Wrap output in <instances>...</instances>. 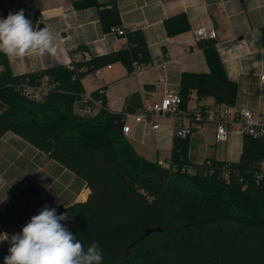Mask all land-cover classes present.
<instances>
[{
    "label": "trees",
    "instance_id": "1",
    "mask_svg": "<svg viewBox=\"0 0 264 264\" xmlns=\"http://www.w3.org/2000/svg\"><path fill=\"white\" fill-rule=\"evenodd\" d=\"M78 0L76 6L96 4ZM103 20L106 30L120 26L115 0H109ZM32 20V19H31ZM121 50L73 60V68L57 66L12 75L8 57L0 54V137L6 131L33 144L86 181L87 200L61 207L62 221L85 247L97 242L103 264H264V179L253 171L264 160V139L244 136L243 152L235 162L246 184L226 183L216 174H187L139 154L122 130L126 115L136 111L132 94L121 112L104 107L95 115L74 112L83 93L82 78L94 67L122 61L129 72L153 62L141 29H127ZM264 43V27H263ZM208 73L186 72L178 89L185 110L192 90L198 99L233 106L237 83L228 78L214 38H202ZM49 76L57 82L41 100L25 97L17 84ZM142 106V104L140 105ZM139 106V107H140ZM189 137L175 135L170 156L178 165L195 163L189 156ZM211 159L214 163L225 161ZM21 231H19L20 233ZM7 252L0 250V264Z\"/></svg>",
    "mask_w": 264,
    "mask_h": 264
},
{
    "label": "crops",
    "instance_id": "2",
    "mask_svg": "<svg viewBox=\"0 0 264 264\" xmlns=\"http://www.w3.org/2000/svg\"><path fill=\"white\" fill-rule=\"evenodd\" d=\"M76 1L0 0V18L23 9L35 27L43 23L59 37L55 54L8 58L12 75L69 67L75 59L105 56L125 47V36L104 28L107 20L103 15L111 9L109 0H96V4L81 8ZM115 4L120 26L142 30L153 62L129 72L122 61H111L101 66L100 74H84L83 91L104 95L113 112H121L134 93L139 95L131 103L136 110L141 104L160 100L166 87L180 88L184 73L209 72L204 49L195 36V30L204 27L216 31V48L227 76L237 83L233 106L249 108L264 121V0H115ZM145 85H152V89H145ZM83 105L81 98L76 100L74 112L81 114ZM217 117L213 98L198 99L194 89L187 108L177 116L163 117L157 131L128 117L131 128L126 136L147 159H165L172 155L175 126L182 122L194 130L189 137L193 162L210 157L237 162L244 137L230 135L227 141H218ZM90 193L86 181L13 131L0 137V234L10 237L18 233L45 205L58 212L61 207L87 200ZM5 243L0 242V250Z\"/></svg>",
    "mask_w": 264,
    "mask_h": 264
},
{
    "label": "clouds",
    "instance_id": "3",
    "mask_svg": "<svg viewBox=\"0 0 264 264\" xmlns=\"http://www.w3.org/2000/svg\"><path fill=\"white\" fill-rule=\"evenodd\" d=\"M59 37L48 27H35L24 10L9 12L0 18V54L10 60L40 58L55 54ZM68 212L57 214L47 205L31 217L18 234H0V242L9 241L4 264H103V252L97 242L85 247L62 221Z\"/></svg>",
    "mask_w": 264,
    "mask_h": 264
},
{
    "label": "built area",
    "instance_id": "4",
    "mask_svg": "<svg viewBox=\"0 0 264 264\" xmlns=\"http://www.w3.org/2000/svg\"><path fill=\"white\" fill-rule=\"evenodd\" d=\"M126 27L118 26L113 27L112 31H116L119 35H125L127 32ZM129 29H136L131 27ZM195 36L198 40L202 38H216L217 33L215 30L206 31L204 27L195 30ZM86 59V58H85ZM89 59V58H88ZM109 67L111 65H108ZM135 70L140 68L137 61L133 62ZM73 68V64L69 66ZM96 74H100L101 67H94L92 70ZM264 82V75L261 76ZM57 82L51 81L49 76H43L37 82L29 80L17 84V88L21 93L34 100H41L51 90L56 89ZM81 99L84 105L81 107V114L95 115L102 107L104 102L102 96H96L92 92L83 91ZM182 97L177 89L166 87L160 100L151 104H143L134 113L127 114L122 130L125 135L130 131L127 118L133 117L137 122H145L152 131H157L160 128V120L168 115L177 116L181 113ZM218 117L216 119V139L218 141H227L230 135H237L244 137L251 135L254 138L264 139V121L260 114L250 110L249 108H236L225 103L217 106ZM175 135L181 138H187L194 135V130L190 125H185L182 122L176 124ZM225 161L222 164L214 163L211 159H205L200 163L182 164L178 165L173 163L170 157L159 159L158 163L161 165H170L174 171H182L187 174H196L203 170L205 174H216L218 178L226 183H231L233 180H238L240 183L246 184L245 178L242 175V170L237 167L232 160H219ZM253 179L259 183L264 179V160L260 162L258 167L253 171ZM19 233V232H18ZM15 233V234H18ZM11 237V236H10ZM9 237V238H10ZM10 242L6 241L2 250L8 253Z\"/></svg>",
    "mask_w": 264,
    "mask_h": 264
},
{
    "label": "water",
    "instance_id": "5",
    "mask_svg": "<svg viewBox=\"0 0 264 264\" xmlns=\"http://www.w3.org/2000/svg\"><path fill=\"white\" fill-rule=\"evenodd\" d=\"M34 20H35V21H38L39 18H38L37 16H35V17H34ZM43 26L46 27V25L43 24V23H40V24L38 25V27H43ZM144 88H145V89H150V88L152 89V85H145Z\"/></svg>",
    "mask_w": 264,
    "mask_h": 264
},
{
    "label": "rangeland",
    "instance_id": "6",
    "mask_svg": "<svg viewBox=\"0 0 264 264\" xmlns=\"http://www.w3.org/2000/svg\"><path fill=\"white\" fill-rule=\"evenodd\" d=\"M2 250V249H1Z\"/></svg>",
    "mask_w": 264,
    "mask_h": 264
}]
</instances>
